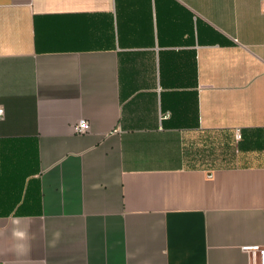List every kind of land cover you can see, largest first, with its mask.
Here are the masks:
<instances>
[{
    "label": "crops",
    "instance_id": "1",
    "mask_svg": "<svg viewBox=\"0 0 264 264\" xmlns=\"http://www.w3.org/2000/svg\"><path fill=\"white\" fill-rule=\"evenodd\" d=\"M0 108V264L264 246V0H0Z\"/></svg>",
    "mask_w": 264,
    "mask_h": 264
},
{
    "label": "clouds",
    "instance_id": "2",
    "mask_svg": "<svg viewBox=\"0 0 264 264\" xmlns=\"http://www.w3.org/2000/svg\"><path fill=\"white\" fill-rule=\"evenodd\" d=\"M14 227L12 230V237L16 241L15 249L18 253L26 252L30 247V241L33 238L30 234V225H21L20 219H14L12 221ZM54 239L58 240L60 233L57 231L53 234Z\"/></svg>",
    "mask_w": 264,
    "mask_h": 264
},
{
    "label": "built area",
    "instance_id": "3",
    "mask_svg": "<svg viewBox=\"0 0 264 264\" xmlns=\"http://www.w3.org/2000/svg\"><path fill=\"white\" fill-rule=\"evenodd\" d=\"M3 113V110L0 108V115ZM75 131L77 133L85 132L89 129V124L87 121L80 122L75 126ZM236 138H240L239 130L236 131ZM241 250L248 254L249 264H264V246L258 244L244 245L241 247Z\"/></svg>",
    "mask_w": 264,
    "mask_h": 264
}]
</instances>
